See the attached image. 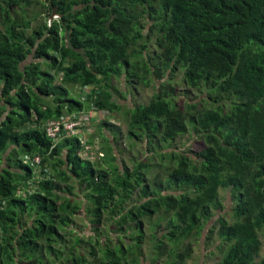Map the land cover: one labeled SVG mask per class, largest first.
<instances>
[{"label":"trees","instance_id":"16d2710c","mask_svg":"<svg viewBox=\"0 0 264 264\" xmlns=\"http://www.w3.org/2000/svg\"><path fill=\"white\" fill-rule=\"evenodd\" d=\"M178 69L197 93L186 109L165 89ZM121 76L160 92L130 108ZM93 110L105 117L65 127ZM116 115L161 162L119 163ZM93 122L105 145L86 139ZM191 134L204 148L169 150ZM145 224L150 264L211 242L212 264H264V0H1L0 264H142Z\"/></svg>","mask_w":264,"mask_h":264},{"label":"rangeland","instance_id":"374dc122","mask_svg":"<svg viewBox=\"0 0 264 264\" xmlns=\"http://www.w3.org/2000/svg\"><path fill=\"white\" fill-rule=\"evenodd\" d=\"M1 1V0H0ZM41 1V0H40ZM15 9V7H13ZM18 8V7H17ZM40 7H34L33 5L31 7L28 8L29 13L32 14L33 11H36L37 9H39ZM45 14V13H44ZM51 14V13H50ZM51 17V15H50ZM53 17H56L55 13L54 15L51 17V19ZM40 19H43L40 17ZM35 23H32V25H34ZM151 55H153L152 51H151ZM180 70V69H178ZM181 72V70H180ZM182 72L179 74L175 73L171 80H169V82L166 83V87L165 89L169 90V88H173L176 95L174 98H176V102L178 107H180L181 109H186V103L188 101L191 102H198L196 100V91H187L185 85H181L180 81L182 78ZM141 83L140 81H137V84ZM142 84V83H141ZM114 85L118 88L119 92L122 94L123 92H126L127 94H136L134 97V100L136 102V104H131V100H130V96L126 95V97H123L124 99H127L126 101H124V104H128L130 106V108H133V106H136L137 104L139 105H145L148 103V101L152 98L154 92H160V81L157 82H152L149 84L148 87H144L143 84L139 85V89L137 88H130L129 86H127V82L125 81V77L121 76L119 78H114ZM69 97L70 98H76L78 99V93H74L73 91L69 90ZM199 101L200 99L203 98V95L198 97ZM171 98H167V100H169ZM205 102L202 101L201 103H199L197 105V108L199 110H201L203 107H205ZM91 117H94V119L99 118H104L105 115L102 111H91L90 112ZM123 116V114H121ZM110 118V117H109ZM118 118H121L120 120ZM113 121L115 123H117L120 128H121V141L120 143H118V146L116 147V152L115 154L117 155V159L119 160V163L121 164V162H124L126 166H128L129 168L132 167L133 163H131L130 158L137 156L140 159H144L145 157H151V159H153L151 161V164H154L157 161H160L158 158L152 156L153 152V146L152 145H148L147 146V142L144 139H140V141H137L136 145L134 144H129V142L126 140V132L128 131V125H126V121L124 120V118H122L120 115H116V117L112 118ZM88 124V123H86ZM102 124V123H101ZM92 126L94 129H92ZM88 129L87 133H86V139H93L95 141L100 142L101 145H105L107 138H112V133L110 132H105L104 131V127L103 125H100V122H96L93 123L91 125H88ZM90 131V132H89ZM93 135V136H92ZM92 136V137H91ZM91 137V138H89ZM128 140L133 141V136L128 135ZM126 140V141H125ZM144 140V141H143ZM204 142L201 139H196L194 134H191V136L186 135L185 137L179 139L174 146L172 147V149L169 150H180L182 152L184 151H188L191 150L192 152H198L200 151L202 148H204ZM146 146L152 150V154L148 153ZM88 149V147H87ZM96 149V148H95ZM123 150L121 153H119L120 150ZM100 151H91L89 152L87 155H82L83 158H89L91 160H95L97 157V155H99ZM133 160V159H132ZM161 162V161H160ZM155 173H157V171L152 172L150 175H148L147 177L150 178L152 176L155 175ZM161 176L163 175V173H160ZM159 179H161V177H159ZM150 186H152L151 182H148ZM220 194L222 196V198L225 196L224 191H220ZM82 196V194H81ZM227 203V199L225 201ZM227 213H222L221 215L225 216ZM156 215V214H154ZM219 215H217L216 217H218ZM227 216V215H226ZM214 217L212 221L215 220ZM83 216L81 215L80 217L76 218V223H77V227H79L80 231L82 233H88L89 229L88 228H80L81 226V221H82ZM74 226V225H73ZM164 226V225H163ZM76 227V228H77ZM155 231L159 230L158 229H154ZM152 230L150 229V227L145 224L144 225V240L141 243V254L140 259L142 264H150L151 258H152V250H151V242L150 240V232ZM167 248L171 247V245L166 244L165 245ZM215 242H211L209 243L207 246L205 247H197L195 246L194 249L191 252V256L187 259L189 264H212L217 258H218V253L217 251H215ZM168 253L162 254L160 256L159 259H157L156 262H154L153 264H166V260L168 259L167 257ZM260 255L264 256V250L261 249L260 251Z\"/></svg>","mask_w":264,"mask_h":264},{"label":"built area","instance_id":"2783aa9c","mask_svg":"<svg viewBox=\"0 0 264 264\" xmlns=\"http://www.w3.org/2000/svg\"><path fill=\"white\" fill-rule=\"evenodd\" d=\"M94 112V110H93ZM90 118H91V115H90V112H85L81 115H73V116H70V117H66V116H63L62 120L64 121L65 123V127L68 129V130H74L78 127H84V124L86 121H88L87 123L89 124V121H90ZM94 118V117H93ZM65 119V120H64ZM47 133L49 135H54V133L56 131H58V125L54 124V122H51L47 128ZM74 133H76L75 131H73ZM88 149H91V146H88ZM32 161H35V162H39V158L38 157H35L32 159Z\"/></svg>","mask_w":264,"mask_h":264},{"label":"water","instance_id":"95a60500","mask_svg":"<svg viewBox=\"0 0 264 264\" xmlns=\"http://www.w3.org/2000/svg\"><path fill=\"white\" fill-rule=\"evenodd\" d=\"M54 13H55V7L52 8V12H51V14H50L51 17H52V15H53ZM51 17H50V18H51Z\"/></svg>","mask_w":264,"mask_h":264},{"label":"crops","instance_id":"0c3cea01","mask_svg":"<svg viewBox=\"0 0 264 264\" xmlns=\"http://www.w3.org/2000/svg\"><path fill=\"white\" fill-rule=\"evenodd\" d=\"M93 123H96V122H93ZM33 157L35 158V157H38V156L35 155V156H33ZM38 158H40V157H38Z\"/></svg>","mask_w":264,"mask_h":264},{"label":"clouds","instance_id":"9594fccd","mask_svg":"<svg viewBox=\"0 0 264 264\" xmlns=\"http://www.w3.org/2000/svg\"><path fill=\"white\" fill-rule=\"evenodd\" d=\"M53 15H54V14H53ZM53 15H52V16H53ZM49 19H51V18L49 17Z\"/></svg>","mask_w":264,"mask_h":264}]
</instances>
